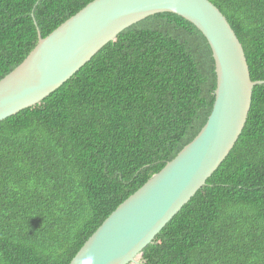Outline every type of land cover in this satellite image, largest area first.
Instances as JSON below:
<instances>
[{
	"label": "trees",
	"instance_id": "obj_1",
	"mask_svg": "<svg viewBox=\"0 0 264 264\" xmlns=\"http://www.w3.org/2000/svg\"><path fill=\"white\" fill-rule=\"evenodd\" d=\"M92 0H0V79ZM264 80V0H210ZM210 46L157 13L122 30L60 87L0 121V264H69L129 195L205 124ZM137 264V263H128ZM138 264H264V83L222 163Z\"/></svg>",
	"mask_w": 264,
	"mask_h": 264
},
{
	"label": "water",
	"instance_id": "obj_2",
	"mask_svg": "<svg viewBox=\"0 0 264 264\" xmlns=\"http://www.w3.org/2000/svg\"><path fill=\"white\" fill-rule=\"evenodd\" d=\"M191 22L207 40L216 87L210 115L196 136L121 202L69 264L139 263L141 251L206 183L246 123L254 86L244 49L210 0H92L41 37L25 59L0 79V121L35 105L60 87L130 25L157 13Z\"/></svg>",
	"mask_w": 264,
	"mask_h": 264
},
{
	"label": "clouds",
	"instance_id": "obj_3",
	"mask_svg": "<svg viewBox=\"0 0 264 264\" xmlns=\"http://www.w3.org/2000/svg\"><path fill=\"white\" fill-rule=\"evenodd\" d=\"M205 185V184H204ZM140 260H141V257H140ZM140 260H139V262H140ZM138 264V263H137Z\"/></svg>",
	"mask_w": 264,
	"mask_h": 264
}]
</instances>
